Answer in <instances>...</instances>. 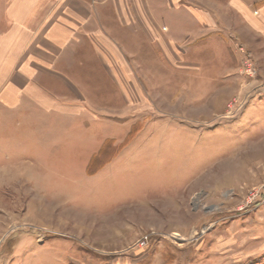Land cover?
I'll return each mask as SVG.
<instances>
[{
  "label": "rangeland",
  "instance_id": "obj_1",
  "mask_svg": "<svg viewBox=\"0 0 264 264\" xmlns=\"http://www.w3.org/2000/svg\"><path fill=\"white\" fill-rule=\"evenodd\" d=\"M222 18L230 44L171 63L142 33L77 105L0 126V264H264V27Z\"/></svg>",
  "mask_w": 264,
  "mask_h": 264
},
{
  "label": "crops",
  "instance_id": "obj_2",
  "mask_svg": "<svg viewBox=\"0 0 264 264\" xmlns=\"http://www.w3.org/2000/svg\"><path fill=\"white\" fill-rule=\"evenodd\" d=\"M7 1L6 27L0 32V126L8 128L27 125L11 120L13 112L28 109L40 120L77 105L79 95L91 94L81 81L93 79L96 68L105 70V78L111 70L116 76V66L124 60L110 51H124L130 41L139 47L142 33L159 54L176 63L206 43L230 44L229 31L236 27L221 22L224 15L243 17L250 31L264 27L258 16L264 15V0H227L224 11L215 5L218 0L212 6L203 0ZM87 47L98 56L71 54ZM2 144H9L8 136L0 137V148Z\"/></svg>",
  "mask_w": 264,
  "mask_h": 264
}]
</instances>
